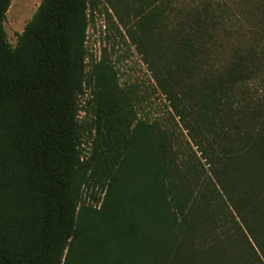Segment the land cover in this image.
<instances>
[{
  "label": "trees",
  "instance_id": "trees-1",
  "mask_svg": "<svg viewBox=\"0 0 264 264\" xmlns=\"http://www.w3.org/2000/svg\"><path fill=\"white\" fill-rule=\"evenodd\" d=\"M99 1L42 0L12 45L0 0V264H264V89L252 93L264 85V0H243L250 39L205 72V16L171 31L168 8L140 0L156 88L211 174L139 116L137 84L106 61L87 70ZM90 185L104 192L97 204L83 197Z\"/></svg>",
  "mask_w": 264,
  "mask_h": 264
},
{
  "label": "rangeland",
  "instance_id": "rangeland-1",
  "mask_svg": "<svg viewBox=\"0 0 264 264\" xmlns=\"http://www.w3.org/2000/svg\"><path fill=\"white\" fill-rule=\"evenodd\" d=\"M41 1L11 0L4 28L12 45L16 44L18 34L23 31ZM253 1L247 0L248 4ZM142 3L140 0H121L115 1L112 6L104 0L98 2V6L91 13L87 30V70L91 71L93 65L99 61H106L117 72L119 83L122 86L137 84L147 97L137 108L139 116L146 117L151 121H158L163 127L173 130L175 134L179 135V143H176V147L181 153L180 158L190 159L189 155L192 151L196 152L201 157L208 173L211 174L210 165L202 157L198 146L191 140L174 110L169 107V102L164 94L156 88L148 44L146 41L140 42L142 37L138 27L140 19L138 9L145 6ZM157 4L168 8L169 21L166 20V26L171 31H176L181 21L192 23L198 13L205 16L208 21L205 25L210 27L212 39L207 41L209 53L205 58L206 63L203 64L204 72L207 67L210 69L225 67L230 55L237 48L242 47L245 37L250 39L248 34L253 22L246 16L253 10V6L244 4L243 0H170V3L159 0ZM170 42L171 39L166 40L167 45ZM157 67H161L160 62ZM257 87L258 89L256 87L252 89V93L255 90H258L257 95L263 93L264 85L259 84ZM240 92L242 93V91ZM89 97L90 93L87 91L81 98L79 112L81 121L86 118L85 111L88 107L86 101ZM91 147L92 139L86 134L83 144L85 156H89ZM103 195L104 192L93 185L83 188V197L86 201L94 204H97V201L92 197H103Z\"/></svg>",
  "mask_w": 264,
  "mask_h": 264
},
{
  "label": "bare ground",
  "instance_id": "bare-ground-1",
  "mask_svg": "<svg viewBox=\"0 0 264 264\" xmlns=\"http://www.w3.org/2000/svg\"><path fill=\"white\" fill-rule=\"evenodd\" d=\"M9 12V11H8Z\"/></svg>",
  "mask_w": 264,
  "mask_h": 264
}]
</instances>
